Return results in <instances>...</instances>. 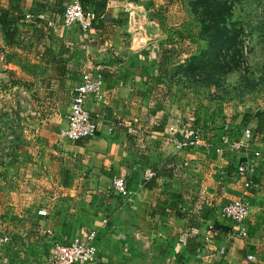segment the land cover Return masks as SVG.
Segmentation results:
<instances>
[{
	"label": "crops",
	"instance_id": "0c3cea01",
	"mask_svg": "<svg viewBox=\"0 0 264 264\" xmlns=\"http://www.w3.org/2000/svg\"><path fill=\"white\" fill-rule=\"evenodd\" d=\"M66 1L0 0V119L15 121L13 147L7 141L0 150V167L15 172L13 200L0 202V228L16 253H28L12 263L47 264L55 244L93 230L97 260L90 264H218L213 252L197 251L208 234L214 246H231L228 264H239L247 249L264 252L263 222L254 223L258 238L244 241L231 235L232 223L219 213L224 181L232 174L226 152L177 150L168 142L171 129L194 115V104L204 103L211 113L218 107L190 99L189 88L186 98L180 93L188 76L181 63L192 54L178 46L198 42L181 35L192 21L150 17L160 9L147 0H106L102 19L84 32L62 26ZM172 7L191 13L186 0H172ZM157 27L175 33L151 34ZM86 70L100 75L105 89L102 100L87 101L89 111L125 126L109 133L102 121L91 138L65 139L59 132ZM212 132L206 138L223 146ZM148 171L154 175L146 179ZM114 174L126 178L127 196L112 192ZM263 194L261 182L247 195L250 218L264 219ZM257 264H264L262 257Z\"/></svg>",
	"mask_w": 264,
	"mask_h": 264
},
{
	"label": "rangeland",
	"instance_id": "374dc122",
	"mask_svg": "<svg viewBox=\"0 0 264 264\" xmlns=\"http://www.w3.org/2000/svg\"><path fill=\"white\" fill-rule=\"evenodd\" d=\"M140 1L144 2V0H134L133 2L142 4L143 2ZM186 1L190 3L191 13L186 10L177 11L173 7L170 8L172 0H147L146 3L150 7L155 4L158 5L157 7L160 9L158 12L147 14L150 17H156L157 20L163 19L168 24L173 23L175 20L192 21V23L188 22L181 29V35L184 39L191 36L198 37V42L192 46L188 43L178 46L184 54H192L190 59L187 58L188 60L186 59L184 63H181L185 71L188 72L186 74L188 76H185L182 80L183 82H181L182 91L180 93L182 98H186V91L189 88L191 90L190 93H192L190 99H200V101H205V103L210 102L211 105L218 104L213 113L203 105L204 103L199 108L195 104L194 108H189L194 113L193 117L196 118L195 125L202 126L205 137L210 135L213 127L214 131L211 135H219L220 137V135L226 133L232 141L242 139L243 129L248 126L251 127L253 132V135L246 140L248 147L245 148L246 150L244 149L245 151L226 152L227 155L223 157L226 161L225 163L228 162L227 167L231 165L230 172L232 174L230 178H225L224 181L228 183L225 184L228 189L224 195L220 196L221 200L218 202L220 211L224 204L238 198L243 193L242 177L237 172L240 162H250L254 167L250 175L255 178L259 177V180L261 178L260 181L264 183V132H258L256 122L243 123L245 114L253 115L257 111H264V0H229L228 5H230L231 10L225 11L224 17L226 18H224L225 21L220 26L225 25L226 29L223 30L228 31L230 37L232 35L236 37L234 41L228 40L226 42L224 39H217L215 45L213 38H210L211 42L203 38L205 32L200 20L201 17L195 15L192 10L195 0ZM190 24L194 28H185ZM212 32L215 33V31ZM174 33V29L170 27L151 29V34H156L158 37L171 36ZM228 45L233 46L227 48L226 46ZM212 51H215V53L212 54ZM231 53L234 54V57ZM228 119H231L232 122L227 127L226 122ZM211 123L215 124L211 127ZM14 131V118L5 121L0 119L1 151L7 141L8 147H13L14 138L10 137L14 135ZM224 152L217 153L222 154ZM241 153H245V155L240 159ZM2 160L4 158L0 154V161ZM8 161L11 162L9 156L7 158ZM218 166L222 167L221 163H218ZM215 168L220 169L219 167ZM222 173L227 174L225 171ZM222 173L220 170L219 175H222ZM14 175L15 172L9 170V168L5 170L0 167L1 204L3 203L2 201L13 200L14 188L12 183L9 182L13 181ZM249 199L251 200V197ZM13 207V204H7V211L13 212ZM262 222L264 224V219L258 217L248 219L247 226L250 236L244 241L250 240L253 242L254 238H258V231L255 229L254 223L256 225ZM1 224L2 221H0ZM7 234V230L0 228V236ZM12 245L13 243L10 241L0 244V264H13L12 258H16V261H18L17 258L28 254L26 252L23 255L16 253L14 251L15 247ZM252 249H254L253 246ZM246 251L248 252L249 249ZM255 251L252 252L255 253ZM256 253L262 257L264 263V252L257 251ZM47 264H49L48 260Z\"/></svg>",
	"mask_w": 264,
	"mask_h": 264
},
{
	"label": "built area",
	"instance_id": "2783aa9c",
	"mask_svg": "<svg viewBox=\"0 0 264 264\" xmlns=\"http://www.w3.org/2000/svg\"><path fill=\"white\" fill-rule=\"evenodd\" d=\"M96 18L92 10H84L81 0H67L62 13V26L70 28L78 25L84 32L92 28V22ZM50 24H52L50 22ZM105 96L103 78L98 75H93L90 70H86L81 75V80L74 88L70 112L67 116V126L60 130V136L69 140L87 139L96 135L100 122L104 121L108 125V132L113 133L116 125L125 126L124 121L118 119L105 118L100 113H93L87 108V101L90 98L102 100ZM196 118L191 116L187 123H184L177 128H172L168 134V142L175 149L183 150L190 148H203L205 150L214 149L215 152H236L242 151L248 147L247 139L253 135L250 126L243 129V138L239 140H231L226 133L220 135V142L223 146H215L203 135L202 126H196ZM228 127V125H226ZM129 131L132 130L131 125H127ZM141 129L140 132H144ZM246 150V149H245ZM244 150V151H245ZM254 170L250 162H240L237 172L242 177L243 193L238 198L224 204L219 213L224 220L232 223L231 235L247 240L250 236L247 221L251 215V203L248 199V194L254 190L261 188V181L257 178L253 181L252 175ZM154 175L152 171L146 172V179ZM111 190L118 196H127L129 194L127 180L122 175L114 174L111 181ZM127 197L126 199H128ZM106 222V220H104ZM97 235V230L91 231L84 239L75 238L69 242L57 243L50 254L49 264H81L94 263L97 260V247L94 240ZM7 235L0 236V244L9 241ZM212 236L205 235L203 241L205 245L211 244ZM206 246H199L198 251H203ZM231 246L228 242L219 243L216 245L213 254L216 256L218 264H228L231 254ZM259 263L258 254L248 251L244 254L239 264H257Z\"/></svg>",
	"mask_w": 264,
	"mask_h": 264
},
{
	"label": "trees",
	"instance_id": "16d2710c",
	"mask_svg": "<svg viewBox=\"0 0 264 264\" xmlns=\"http://www.w3.org/2000/svg\"><path fill=\"white\" fill-rule=\"evenodd\" d=\"M229 0H195L194 6H193V13L200 18L202 22V27L205 32V36L203 37L208 42H211L210 38H213L215 41L213 42L215 45V42L217 39H224L225 42L228 40L234 41L236 36H229V32L223 29H226L225 25L220 26L222 24L226 17H224L225 11L227 12L231 10L230 5H228ZM84 10H92L96 18L91 21L92 25H94L95 21H98L102 19L103 12L106 7V0H81ZM203 7V8H201ZM0 22L3 23V19L0 15ZM7 32V28L4 29ZM212 31H215L213 33ZM217 37V38H216ZM234 45V44H233ZM228 45L227 48L233 46ZM231 50V49H229ZM228 51V50H226ZM233 52V51H232ZM215 51H212V54H214ZM234 57V54L231 53ZM243 121L248 122H256L257 130L259 133L264 132V111H257L253 115L245 114L243 116ZM253 181H256L257 178H252ZM213 240V237H212ZM211 240V242H212ZM223 243V242H221ZM219 244V243H218ZM199 246H206L203 251L199 252H210L212 253L216 246H214V242L211 244L205 245L204 243L200 242V244L197 246V250ZM211 246V248H210Z\"/></svg>",
	"mask_w": 264,
	"mask_h": 264
}]
</instances>
